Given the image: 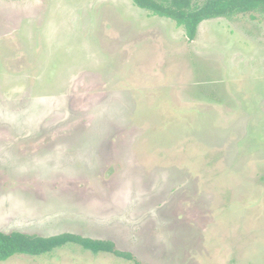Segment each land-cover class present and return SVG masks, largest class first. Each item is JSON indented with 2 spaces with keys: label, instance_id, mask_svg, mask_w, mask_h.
Segmentation results:
<instances>
[{
  "label": "rangeland",
  "instance_id": "rangeland-1",
  "mask_svg": "<svg viewBox=\"0 0 264 264\" xmlns=\"http://www.w3.org/2000/svg\"><path fill=\"white\" fill-rule=\"evenodd\" d=\"M0 130L27 144H0V231L264 264L263 14L189 41L133 0H0ZM0 264L133 263L68 246Z\"/></svg>",
  "mask_w": 264,
  "mask_h": 264
},
{
  "label": "trees",
  "instance_id": "trees-1",
  "mask_svg": "<svg viewBox=\"0 0 264 264\" xmlns=\"http://www.w3.org/2000/svg\"><path fill=\"white\" fill-rule=\"evenodd\" d=\"M134 4L152 16L168 18L177 27L184 28L189 41L197 37L199 26L208 20H232L239 15H264V0H133ZM77 246L94 256L110 254L133 264H143L131 252L120 250L112 240H100L73 233L44 237L19 231H0V262L14 256L41 257L52 255L59 249Z\"/></svg>",
  "mask_w": 264,
  "mask_h": 264
},
{
  "label": "crops",
  "instance_id": "crops-1",
  "mask_svg": "<svg viewBox=\"0 0 264 264\" xmlns=\"http://www.w3.org/2000/svg\"><path fill=\"white\" fill-rule=\"evenodd\" d=\"M60 133H65V132H60ZM13 136H16L15 134H13L12 131L10 130H0V144H4L7 146H13L19 149H24L26 147V143L20 140H14L12 139ZM52 137H58V136H63V135H49ZM40 145H43V142H39L38 144H36V148L39 147Z\"/></svg>",
  "mask_w": 264,
  "mask_h": 264
}]
</instances>
